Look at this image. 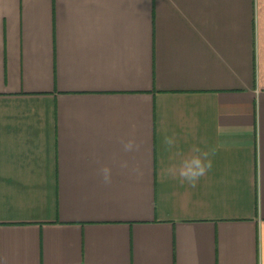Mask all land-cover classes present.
Returning <instances> with one entry per match:
<instances>
[{
	"label": "crops",
	"instance_id": "crops-1",
	"mask_svg": "<svg viewBox=\"0 0 264 264\" xmlns=\"http://www.w3.org/2000/svg\"><path fill=\"white\" fill-rule=\"evenodd\" d=\"M0 264H264V0H0Z\"/></svg>",
	"mask_w": 264,
	"mask_h": 264
},
{
	"label": "clouds",
	"instance_id": "clouds-1",
	"mask_svg": "<svg viewBox=\"0 0 264 264\" xmlns=\"http://www.w3.org/2000/svg\"><path fill=\"white\" fill-rule=\"evenodd\" d=\"M166 143L171 144V140H166ZM126 151L132 150L133 142L129 141L124 145ZM195 153L191 157L184 159L178 168L174 169V178L178 177L183 182H188L191 186H195L197 180L203 176L211 167V161L207 159V152H200L194 148ZM126 166V165H125ZM104 181L110 182L111 170L105 167L101 170Z\"/></svg>",
	"mask_w": 264,
	"mask_h": 264
}]
</instances>
